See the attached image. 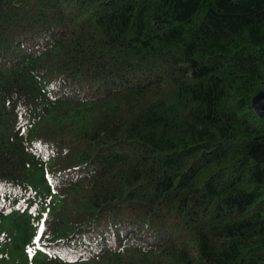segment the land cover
<instances>
[{
  "label": "trees",
  "instance_id": "16d2710c",
  "mask_svg": "<svg viewBox=\"0 0 264 264\" xmlns=\"http://www.w3.org/2000/svg\"><path fill=\"white\" fill-rule=\"evenodd\" d=\"M263 85L264 0H0V264H264Z\"/></svg>",
  "mask_w": 264,
  "mask_h": 264
},
{
  "label": "water",
  "instance_id": "95a60500",
  "mask_svg": "<svg viewBox=\"0 0 264 264\" xmlns=\"http://www.w3.org/2000/svg\"><path fill=\"white\" fill-rule=\"evenodd\" d=\"M254 102H255L257 109L261 111L264 107V85H263L261 92L255 98Z\"/></svg>",
  "mask_w": 264,
  "mask_h": 264
},
{
  "label": "rangeland",
  "instance_id": "374dc122",
  "mask_svg": "<svg viewBox=\"0 0 264 264\" xmlns=\"http://www.w3.org/2000/svg\"><path fill=\"white\" fill-rule=\"evenodd\" d=\"M10 224H11V221L9 219L3 220V222H2L3 229H7V227L10 228ZM28 260H29V264H34L33 263L34 256L29 257Z\"/></svg>",
  "mask_w": 264,
  "mask_h": 264
},
{
  "label": "snow or ice",
  "instance_id": "6c2138e0",
  "mask_svg": "<svg viewBox=\"0 0 264 264\" xmlns=\"http://www.w3.org/2000/svg\"><path fill=\"white\" fill-rule=\"evenodd\" d=\"M43 230H44V226H43V222H41V232H43ZM35 243H36L37 248L41 247L39 235L36 237ZM28 252H29L30 257H31L33 250L31 248H29Z\"/></svg>",
  "mask_w": 264,
  "mask_h": 264
}]
</instances>
